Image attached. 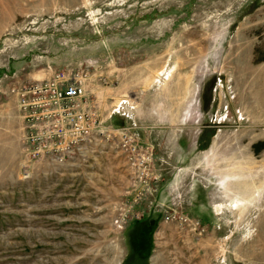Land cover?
<instances>
[{
  "label": "rangeland",
  "instance_id": "1",
  "mask_svg": "<svg viewBox=\"0 0 264 264\" xmlns=\"http://www.w3.org/2000/svg\"><path fill=\"white\" fill-rule=\"evenodd\" d=\"M63 75L157 182L112 143L28 157L23 92ZM137 214L158 221L148 262ZM0 264H264V0H0Z\"/></svg>",
  "mask_w": 264,
  "mask_h": 264
},
{
  "label": "built area",
  "instance_id": "2",
  "mask_svg": "<svg viewBox=\"0 0 264 264\" xmlns=\"http://www.w3.org/2000/svg\"><path fill=\"white\" fill-rule=\"evenodd\" d=\"M85 97L86 89L78 75H63L24 90L28 157L33 161L48 158L56 165H65L103 152L98 145L100 141L112 143L134 172V183L149 187L151 182H157V177L149 176L151 155L139 145L137 137L130 129L113 131L98 126L95 114L84 109ZM134 218L141 219L138 214ZM128 221V216H122L116 224ZM168 221L189 223L184 216L171 217Z\"/></svg>",
  "mask_w": 264,
  "mask_h": 264
},
{
  "label": "trees",
  "instance_id": "3",
  "mask_svg": "<svg viewBox=\"0 0 264 264\" xmlns=\"http://www.w3.org/2000/svg\"><path fill=\"white\" fill-rule=\"evenodd\" d=\"M158 227V221L141 219L134 222L129 232V244L132 257L148 262L152 254L153 237Z\"/></svg>",
  "mask_w": 264,
  "mask_h": 264
},
{
  "label": "bare ground",
  "instance_id": "4",
  "mask_svg": "<svg viewBox=\"0 0 264 264\" xmlns=\"http://www.w3.org/2000/svg\"><path fill=\"white\" fill-rule=\"evenodd\" d=\"M235 186L236 185L234 183L228 182V184L225 186L226 194L228 193L229 195H231V194L233 195V191H235V188H234ZM241 201H243V200H241ZM237 202H239V201H237ZM237 202H235V204L232 203L233 204L232 208L238 207L237 206V204H238ZM223 210H225L224 207H223V205H220L219 206V209H218V212H222Z\"/></svg>",
  "mask_w": 264,
  "mask_h": 264
}]
</instances>
